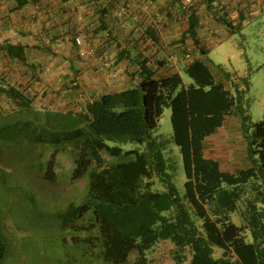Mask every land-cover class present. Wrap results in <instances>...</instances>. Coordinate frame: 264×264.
Returning a JSON list of instances; mask_svg holds the SVG:
<instances>
[{
	"label": "trees",
	"instance_id": "trees-1",
	"mask_svg": "<svg viewBox=\"0 0 264 264\" xmlns=\"http://www.w3.org/2000/svg\"><path fill=\"white\" fill-rule=\"evenodd\" d=\"M34 1L16 0V6ZM89 1L81 3L89 6ZM94 1L86 29L92 38L109 46H102L98 53L112 49L113 57L106 59L110 64H127L129 85L80 99L81 110L73 105L50 109L34 107L0 76V100L3 105L8 100L16 105L14 109L0 105L2 193L17 194L25 202L29 211L25 221L31 217L32 225L42 232L44 249L59 251L56 259L62 263L65 258L76 264H126L135 253V264H146V251L168 239L176 262L264 264V113L260 121H251L248 77L219 67L222 80L215 79L201 59L209 48L197 24L198 14L195 9L183 10L180 0H169L174 15L164 9L163 16L171 23L178 16H185L188 23L170 50L159 48L158 30L163 27L155 29L146 22L154 0H146L150 4L145 7L147 13L138 9L144 0H116L130 4L122 12L101 5L103 0ZM201 2L211 11L213 24H226V13L213 10L214 3L218 5L215 0ZM150 45L160 51L155 59L149 53ZM1 50L23 58L20 45L7 43ZM168 54L189 55L183 73L173 70L171 61L165 59ZM161 68L165 73L156 74ZM166 107L171 111L169 138L156 134ZM231 122L236 124L244 164L236 169L224 167L205 148L207 140ZM126 142L140 147L117 144ZM171 143L181 157L182 186L174 181ZM2 152L8 155L3 157ZM63 155L70 161L66 173L60 159ZM17 165L23 167L19 176L10 169ZM81 181L84 186L79 189L76 185ZM58 182L73 187L72 198L63 207L43 197ZM25 184L34 193H42L43 204L25 193ZM4 202L1 198L0 264H6L10 250L4 232ZM13 208L7 210L14 214ZM232 214H237L238 223ZM47 215L60 233L68 230L69 241L63 235L47 241L54 227L42 221ZM215 248L220 252L215 254Z\"/></svg>",
	"mask_w": 264,
	"mask_h": 264
},
{
	"label": "crops",
	"instance_id": "crops-1",
	"mask_svg": "<svg viewBox=\"0 0 264 264\" xmlns=\"http://www.w3.org/2000/svg\"><path fill=\"white\" fill-rule=\"evenodd\" d=\"M81 1L83 0L68 2L37 0L17 7L16 0H0V76L5 85L21 91L34 107L65 109L80 99L129 85L128 66L124 61L115 64L111 62L107 67L100 69V57L104 54V58L111 59L113 51L110 48L103 54L98 53L102 46L108 48L109 46L98 37L92 38L85 26L86 17L92 14L95 8V1H89V6L86 3L82 4ZM101 5L108 7L109 10L116 7L122 12L121 1L103 0ZM145 7L150 8L146 0L138 9L147 13ZM166 8L174 15L169 0H154L151 11L148 10L146 22L155 29L163 27L162 31L158 30L159 40L164 37L171 46L179 33L187 28L188 23L185 16H178V20L171 23L169 18L163 16ZM181 8L188 11L182 5ZM193 9L198 14L197 20L204 16L212 23L209 19L211 11L205 8L201 0H194ZM213 10L215 14L226 13L227 20L226 24L212 23L214 36L210 40L204 36L209 50L213 45L232 35L247 16L261 15L264 12V0H231L228 10L214 3ZM78 27L83 29L92 46L93 54L88 59L77 56V48L72 41ZM43 37L47 38V42L43 41ZM7 43L20 45L23 58L10 57L1 50V46ZM146 43L149 41L146 40ZM156 47L155 45L149 47V53L154 54L153 59L160 52ZM165 59L170 60L172 63L170 66L179 73H183L188 63L185 58L177 55H170ZM201 59L207 62L213 74L208 54ZM219 67L221 66H217L216 76L213 74L216 80H222L223 74ZM164 73L165 70L162 68L156 71V74ZM74 81L78 84H74ZM186 83L189 81L186 80Z\"/></svg>",
	"mask_w": 264,
	"mask_h": 264
},
{
	"label": "rangeland",
	"instance_id": "rangeland-1",
	"mask_svg": "<svg viewBox=\"0 0 264 264\" xmlns=\"http://www.w3.org/2000/svg\"><path fill=\"white\" fill-rule=\"evenodd\" d=\"M214 35V34H213ZM208 60L212 64L213 74L216 76L217 66H221L230 73H235L239 77L246 76L249 79V88L246 92V100L248 105V112L252 122H258L262 119L264 113V12L257 17L247 16L239 28L232 33V35L226 37L220 43L213 45L208 53ZM184 80L190 81L185 75ZM0 105H3V101L0 100ZM171 111L166 107L160 117L158 123V129L156 134H161L164 137H170L172 128L170 120ZM226 129H220L212 137H210L206 144V154L220 159L224 167L230 169H236L242 167V150L240 149V139L238 132H236V124L231 122ZM123 148H136L140 147L139 144L133 142L117 143ZM174 153L172 158L176 161V168L174 172V181L182 186L184 180V172L181 163V157L178 148L173 145ZM2 152L1 156L5 157ZM62 164L67 172L70 167V161L68 157H60ZM1 166L5 167L1 164ZM22 165L11 167L14 175L17 176L19 171H23ZM20 174H18L19 176ZM32 176H34L32 174ZM37 180V178H35ZM18 181V180H17ZM22 182L19 181V184ZM84 182H79L76 187L82 189ZM24 191L29 197L36 199L40 204H43L42 196L48 198L49 202L58 203L61 207L72 198V188L66 183L58 182L55 186L48 187L43 195L40 193H34L32 187L29 184L22 185ZM32 188V189H31ZM13 194V193H12ZM10 196L9 194L2 193L0 188V200L5 199L6 202L1 203L4 212L6 213L4 219V232L10 242V250L6 257V264H76L75 261L64 263L58 261L57 252L46 251L44 248V241H41L42 232L37 227H34L29 221H25L27 212V205L23 200H19L17 194ZM14 205L13 211L9 212L7 209L9 206ZM55 204L48 206L53 207ZM13 215V216H12ZM20 218V220L18 219ZM24 219V220H23ZM42 221L48 222V224L54 225L49 232L48 242L58 240L60 235H63L68 240L70 234L68 230L59 232V226L49 215L42 216ZM234 222L238 223L237 214H232ZM26 222V223H25ZM69 241V240H68ZM67 241V242H68ZM174 246L170 240H161L157 242L151 249L145 253L146 264H187V260L183 262H176L173 259ZM218 248L214 249V253H219ZM136 255L132 253L129 256L126 264H135ZM79 264V263H78Z\"/></svg>",
	"mask_w": 264,
	"mask_h": 264
},
{
	"label": "built area",
	"instance_id": "built-area-1",
	"mask_svg": "<svg viewBox=\"0 0 264 264\" xmlns=\"http://www.w3.org/2000/svg\"><path fill=\"white\" fill-rule=\"evenodd\" d=\"M215 2L224 10H228L230 8V3L231 0H215ZM180 3L182 5V7L188 11L193 9L194 6V0H180ZM126 7H128L127 3H122L120 10L124 11L126 9ZM198 26L202 29V31H204L205 36L207 37V40H210L212 36H214V32H213V24L207 20L204 16L200 17L198 20ZM44 42H47V38L43 37L42 38ZM72 41L73 44L75 45V47L77 48V56L81 59H88L91 57V55L93 54V50H92V46L90 45V42L87 40V36L86 34L83 32V29L81 27H78L76 29L75 34L72 37ZM159 48H165L167 50H170V44L169 42L163 37L161 38V42H160V46ZM144 53V51H143ZM145 54V53H144ZM165 57H170L169 54ZM189 59V55L186 54L185 55V61L188 62ZM100 69L105 68L109 65V61L106 60V58H104V56H101L100 59ZM7 74V73H6ZM74 84H78L77 81H74ZM3 107H6L8 109H14L16 107V105L11 101L8 100L6 101V103H4V105H2ZM73 107L76 110H81V101H76L73 104Z\"/></svg>",
	"mask_w": 264,
	"mask_h": 264
}]
</instances>
